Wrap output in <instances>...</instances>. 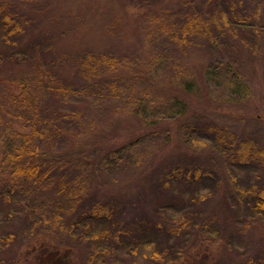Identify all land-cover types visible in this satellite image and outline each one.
Returning <instances> with one entry per match:
<instances>
[{
    "label": "trees",
    "instance_id": "obj_1",
    "mask_svg": "<svg viewBox=\"0 0 264 264\" xmlns=\"http://www.w3.org/2000/svg\"><path fill=\"white\" fill-rule=\"evenodd\" d=\"M44 1L0 0V69L30 52L28 49L33 45L28 46L24 37L32 16L28 18L23 10L35 9L32 14H44L46 5L39 6ZM132 1L121 0V4L125 9L127 2ZM173 1L182 4L184 10L174 22L162 21L159 30L179 54L189 56L202 41L213 44L219 36L230 34L249 52L260 54L264 61V21L260 10L246 13L244 0ZM83 6L82 10L85 2ZM136 19L135 15H118L109 22L108 33L116 35L124 29L138 31ZM90 22L94 23L92 19ZM72 73L79 85H60L55 89L53 75L43 68L36 72L34 82L7 70L0 71V98L16 109V119L22 118L28 130L17 133L21 144L0 162V256H3L4 245L11 244L15 238L14 233L7 232V227L27 213L26 209L17 208L19 191L27 187L36 190L56 179L54 211L50 215L39 210L30 211L33 221L29 227L36 230L44 225L46 231L60 229L76 243L89 244V252L73 255L71 251L66 254L54 250L50 257L52 262L58 258L60 264H72L69 262L74 257L75 264H264V252L247 256L242 253L224 260L222 253L227 243L221 241L223 229L203 215L204 205L214 191L227 190L225 175H229L233 187L247 186L238 187L233 193L230 187L229 196L222 197L218 210L224 215L233 213L244 230L258 229L264 237V185L259 181L264 172V146L253 138L239 136L199 112L197 123L188 120V106L200 85L191 72L175 66L174 73L168 75L166 81H155L154 78L167 74L162 71L154 74L139 63L132 67L121 54L83 51ZM38 88H48L44 90L46 94L55 93L102 106H106V102H121L125 113L141 120L143 125L151 114L154 121L147 125L154 127L145 129L152 131L136 141L139 131L128 136L121 146L117 140L103 149L99 144H91L98 142L94 120L78 110L71 113L47 111L40 93L36 92ZM138 89L145 90L138 92ZM158 96L162 100L156 105L153 97ZM68 105L73 106L74 102ZM167 120L173 122L176 133L171 134L164 126L162 121ZM149 141L153 145L146 151L148 163L144 155L142 157L144 172L132 174L128 184L119 186L122 196L114 193L96 198L80 210L89 197V159L98 160L100 168L108 160L121 164L128 160L124 158L130 151ZM195 150L217 154L224 160V166L217 170L180 162L186 151ZM137 154L134 160L140 164L141 157ZM174 159H178L176 165L160 169ZM70 172L80 175L69 179ZM147 179H151L152 185L159 184L158 204L151 216L145 211V203L126 192L130 188L135 190L136 196L141 195L140 188ZM41 238H47L54 246L55 239L50 235ZM37 242V236H31L27 243ZM63 246L69 248L70 243ZM232 249V254L240 253L239 249ZM31 254L34 255V250ZM19 260L16 259L15 264H20ZM24 261L28 264L27 258ZM6 262L5 258L0 259V264ZM34 263L42 262L37 258Z\"/></svg>",
    "mask_w": 264,
    "mask_h": 264
},
{
    "label": "rangeland",
    "instance_id": "obj_2",
    "mask_svg": "<svg viewBox=\"0 0 264 264\" xmlns=\"http://www.w3.org/2000/svg\"><path fill=\"white\" fill-rule=\"evenodd\" d=\"M83 2L86 6L82 10ZM43 4L46 5L44 14H32L35 9L30 12L27 9L23 10L28 18L32 16V19L27 23L24 37L28 46L33 45L28 49L30 52L26 57H22L16 62L6 63L0 71L7 70L34 82L37 78L36 72L39 68H43L53 75L56 89L60 85L76 86L80 84L72 73V69L78 58L82 56L83 51H92L95 54H121L132 67H136L139 63L141 66H147L154 74L158 71L167 74V76L154 78L155 81H166L174 73V67L179 66L191 72L200 83L199 90L194 93L193 99L190 101L191 105L188 106L190 113L188 120L197 123L200 117L197 112H199L202 116H207L211 121L226 126L239 136L253 138L264 146V61L260 54H252L230 34L219 36L213 44L202 41L199 46L191 50L189 56H183L160 34L161 30H159L162 21L171 23L180 17L184 6L177 1L134 0L127 2L125 9L121 0H45L39 6ZM244 10L248 14L260 10V17L264 21V0H244ZM93 11H95V15ZM129 14L137 16L138 31L129 32L124 29L116 35L108 33L107 26L113 18ZM91 19L94 21L93 24L90 22ZM83 26L87 27L83 29ZM241 34L243 35L242 32ZM152 83L154 84L153 80ZM44 90H48V88H38L36 92L40 93V98L47 111L53 109L71 113L78 110L77 112L86 118L94 120L97 125L98 142H91V144H99L103 149H106L109 143L117 140L119 141L118 146H121V142L125 141L128 136L139 131L134 140L136 141L144 135H149L152 131L145 129L154 127V125H147L154 121L151 114L144 122L146 125H143L141 120L125 113L126 109L123 108L124 105L121 102H106V106H102L101 103L98 105L91 101L81 102L82 100L68 98L64 95L59 96L55 93L46 94ZM142 90L145 89H138V92ZM159 96L156 99L153 97L156 105L162 100ZM72 102L74 105L78 104L73 105L74 107L68 105ZM0 103L4 104L3 108L0 105L1 162L7 159L8 154L14 152L21 144L22 139L17 133H26L28 130L26 122L22 118L16 119V109L1 98ZM200 106L203 108H199ZM162 123L170 129L171 134L176 133L177 129L171 120L162 121ZM158 132H160L159 129ZM152 145L153 142L149 141L139 149L130 151L124 158L128 160L121 164H113V160H108L105 162V166L100 168L98 160L89 159L90 164L87 165L90 178L89 197L85 199L80 210L84 209L89 202H94L96 198L112 196L114 193L121 197L123 190L119 186L128 184L132 174L138 175L142 171L144 172L145 166L142 157L144 155L148 163L149 156L146 151L152 149ZM138 152L140 153L137 154ZM136 154L141 157L140 164H136L134 160ZM97 155L92 156L96 157ZM179 160L185 165L194 164L217 170L224 166V160L209 151H186V155ZM110 162L112 164L108 166ZM177 163L178 159H174L169 164L161 166L160 169H168ZM99 168L101 170H98ZM78 175L80 174L70 172L69 179H74ZM225 179L228 182L227 190L222 192L216 189L213 197L204 205L203 211L205 217L213 219L223 229L221 241L227 243V247L224 248L222 257L225 260L242 255V253L246 256L261 255L264 252V237L260 230H244V226L238 222L233 213L224 215L218 210L222 197L227 194L229 196L228 189L230 187L233 188L231 191L233 193L236 188L247 186L233 187L230 176L225 175ZM244 179L251 181L249 177ZM253 180L258 181L256 178ZM259 181L261 185H264V172ZM55 183L56 179L36 190L27 187L19 191L20 200L19 204L17 203V208L26 209L27 213L22 214L17 221L7 227V232L14 233L15 238L11 244L4 245L3 256H0V259L5 258L7 262L1 264H15V260L18 258L20 264H27L24 261L25 258L28 259V264H35L37 258L40 259L41 264H60L58 258H55L54 262L50 259L54 250L66 254L71 251L73 255L82 251L89 252V244L76 243L60 229L46 231L44 225L36 230L29 227L33 221L30 211L37 212L39 210L46 212V215H50L54 211ZM140 191L141 195L139 196H136L134 189L129 188L126 192L137 201L145 203V211L151 216L158 204L156 197L159 193V184L152 185L151 179H147V183L143 184ZM39 216L41 215L39 214ZM47 234L55 239L54 246L50 245L47 238H41L42 235ZM31 236H37L39 242L29 245L27 242ZM69 243V248L63 246ZM232 247L239 249L240 253L232 254ZM28 249L34 250L33 256L32 250ZM84 256L86 258V254ZM73 258L69 263L75 264Z\"/></svg>",
    "mask_w": 264,
    "mask_h": 264
}]
</instances>
